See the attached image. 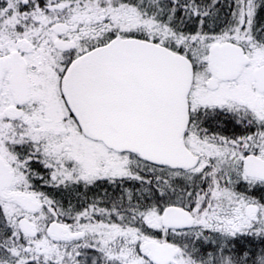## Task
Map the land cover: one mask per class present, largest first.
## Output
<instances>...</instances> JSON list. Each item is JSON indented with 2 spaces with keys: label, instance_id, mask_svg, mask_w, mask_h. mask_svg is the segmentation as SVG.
I'll return each instance as SVG.
<instances>
[{
  "label": "snow or ice",
  "instance_id": "snow-or-ice-1",
  "mask_svg": "<svg viewBox=\"0 0 264 264\" xmlns=\"http://www.w3.org/2000/svg\"><path fill=\"white\" fill-rule=\"evenodd\" d=\"M0 264H264V0H0Z\"/></svg>",
  "mask_w": 264,
  "mask_h": 264
}]
</instances>
